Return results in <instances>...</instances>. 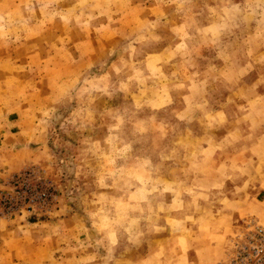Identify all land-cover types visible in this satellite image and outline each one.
<instances>
[{
    "label": "rangeland",
    "instance_id": "obj_1",
    "mask_svg": "<svg viewBox=\"0 0 264 264\" xmlns=\"http://www.w3.org/2000/svg\"><path fill=\"white\" fill-rule=\"evenodd\" d=\"M260 95L264 0H0V264L185 256L215 217L223 264L264 225Z\"/></svg>",
    "mask_w": 264,
    "mask_h": 264
},
{
    "label": "crops",
    "instance_id": "obj_2",
    "mask_svg": "<svg viewBox=\"0 0 264 264\" xmlns=\"http://www.w3.org/2000/svg\"><path fill=\"white\" fill-rule=\"evenodd\" d=\"M242 66V67H246ZM237 70V69H236ZM237 93L236 89H231L230 93H228L224 101H235L232 94ZM260 98L264 99V95H260ZM234 99V100H233ZM196 98H193V102H197ZM236 102H239V97L236 98ZM244 102H251L249 99L240 101L239 104H243ZM243 105H239L241 107ZM248 115L247 112H240L237 115L238 120L243 119ZM240 116V117H239ZM196 215L204 214L202 209H195ZM177 214H187L184 212V208L182 211L177 212ZM220 215H231L232 220L231 224L234 227L231 231H235L236 225H233L234 221H238V214L233 210H229L226 208L219 209ZM219 220L217 217L214 218V222H212L211 228L208 232L199 230V224L201 223V219L196 221L197 223L192 225V230L189 232L186 237V255H178L175 253V250L178 248L177 240L179 231H169L166 228V232L161 233L160 237H155L149 239L148 245L145 246L143 251H140L137 255H132L130 257V261L128 264H219L220 260L225 257L227 253V238L226 230L224 227H218ZM229 239V238H228ZM162 248V249H161Z\"/></svg>",
    "mask_w": 264,
    "mask_h": 264
},
{
    "label": "built area",
    "instance_id": "obj_3",
    "mask_svg": "<svg viewBox=\"0 0 264 264\" xmlns=\"http://www.w3.org/2000/svg\"><path fill=\"white\" fill-rule=\"evenodd\" d=\"M223 264H264V225L246 221L233 254Z\"/></svg>",
    "mask_w": 264,
    "mask_h": 264
}]
</instances>
